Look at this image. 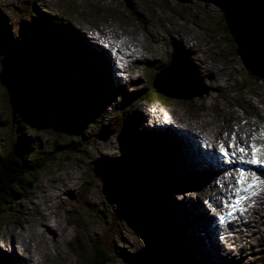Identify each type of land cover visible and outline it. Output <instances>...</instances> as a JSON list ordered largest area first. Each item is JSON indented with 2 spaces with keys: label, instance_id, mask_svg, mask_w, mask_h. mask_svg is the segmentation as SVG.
Here are the masks:
<instances>
[{
  "label": "rangeland",
  "instance_id": "obj_1",
  "mask_svg": "<svg viewBox=\"0 0 264 264\" xmlns=\"http://www.w3.org/2000/svg\"><path fill=\"white\" fill-rule=\"evenodd\" d=\"M220 1L0 0V34L8 32L9 40L14 42L13 47L16 48L18 47L16 43L22 44L23 36H28L35 29L39 36L43 35L45 38L52 30L48 36L49 41L53 38L57 43H67L68 40L76 37L78 41L84 43V39H89L86 26L100 31L107 39L115 38L112 32L115 29L122 28L128 33L136 34L138 32L133 30L134 26L138 31L146 27L150 33H153V30L160 32L154 31L146 43L150 44L156 54L154 58L159 61L162 68L182 60L202 78V84L205 86L203 91L200 90L202 92L197 91V93L192 90L197 94L187 93L194 96L183 95V91L177 93L169 91L170 95L161 101L175 109H172L173 112L196 116L198 110L200 114H206L205 112L209 109L211 113H223V116L225 114L229 116L236 111L238 114L247 116L248 120L258 119L257 115L264 116V78L251 75L245 68L241 57L236 52L237 45L232 35L227 27L224 28L226 24ZM141 15L145 16L144 19ZM27 19L29 21H26ZM50 19L64 24L63 28L54 29V26L50 25ZM119 23L122 24L119 25ZM170 24L186 33L183 39L185 43L180 42V47L188 58H184L186 60L182 58L174 60L175 55L169 50L170 42L161 38L165 35V31L168 37L172 34ZM76 26L83 27L86 31L81 33L82 29H77ZM120 33L122 34V31ZM2 38L5 41V37ZM60 38L63 40L59 41ZM156 40L160 43L158 48H156ZM57 43L48 44L55 47L57 49L55 52L59 53L66 45L64 44L63 47ZM5 44L3 46L5 48H0V56L7 52L8 43ZM190 46L200 47L201 51L194 52L192 49V53L189 50ZM67 49L69 52L65 57L68 65L63 62L65 59L63 51L60 52V56L55 53L57 58L51 57L49 61L47 60V66L48 63L52 66V68L49 67L53 74L52 79L57 78L62 83H69L73 79L82 80L81 77H84L88 80V77H91L92 80L89 83L86 80L89 85L85 89V94L93 95L91 101L93 99L97 103L95 109H86L84 105H81L83 103L80 104L75 99L59 106L48 104L49 101L42 99L37 106L13 109L7 90L0 83V155H5L10 149L19 146L25 151L33 152L32 156L37 153L36 158L42 160L40 162L42 167L37 171L33 186L20 194L11 207L0 206V253L5 255L2 238H8L2 234L17 233L19 226L33 224L36 216L31 215V208L39 204L45 206L47 198L44 196L45 193L54 196V190L57 188L63 190L61 194H57V197L61 196L58 201L61 206L55 205L53 210L60 216L61 230L66 233L65 236L63 233L58 240L66 241L62 242L60 247L56 246L60 257L44 256L37 260L38 263L48 260V264L51 262L94 264L86 257L85 250L93 246L100 247L110 257L107 264H141L140 260H145V257L148 264L162 262L164 260L158 247L159 241L155 227L151 223L157 206L146 198H142L140 189V185L146 181L145 168L150 165L151 160L137 151L140 149L139 141L144 142L145 146L153 139L147 142L141 139L142 137L137 139V135H132V143L126 132L131 124L129 119H131L132 111L136 109V114L133 113V115L140 120V108H145L143 104L152 105L155 94L150 84L162 69H156L153 72L142 69L143 66L151 64L148 61L150 54L146 50L144 51L145 59L137 62L138 73L145 74V77L138 76L140 80L131 81L133 88L115 90L117 85L112 83L103 92L98 84L101 85L105 71L103 73L101 70L96 77L97 68L90 70L89 66L81 65L86 70L81 69L79 72L81 62L85 64L83 59H79L84 52L77 57L81 52L80 49L77 47L74 51L70 47ZM201 57L205 59L201 60ZM206 59L214 62L211 63V68L205 67ZM59 61L63 62V65ZM165 74L171 76L169 72ZM139 86L144 88L139 90ZM258 90L261 91L260 94L257 93ZM130 95L134 98L138 96V99L141 96V99L136 100L138 103L135 101V105H130L133 101ZM203 95L207 96L200 101L196 98ZM155 96V99H158L157 95ZM161 108L163 112H167L166 108ZM149 110L152 111L146 114L144 119L154 115L153 108ZM238 114L235 116H242ZM221 123L224 124L225 119H221ZM137 126L134 128V134L137 129L143 131L140 125ZM231 128L238 129L235 123H232ZM143 134L144 137L145 131ZM126 135L129 142L133 144L131 148V144H126ZM175 150L176 155L180 156L181 151L178 152L177 147ZM177 156V166L173 161L177 175L181 178L180 173L188 171L199 179V183L194 185L196 189L192 188L194 191L186 190L188 186H183L185 193L203 194V190L210 186L208 182L211 180L208 178L207 182L202 179L199 171L196 174L195 170L182 169ZM134 157L138 159L137 162ZM158 171H161L160 168ZM179 177L174 176L173 180L180 182ZM72 180L76 183H71ZM69 188L72 189V193L62 196ZM171 189L175 190L176 187L171 186L167 192L164 189L162 193L169 198L175 208L171 212L178 224H174L173 233L179 243L184 242L183 235L186 239L192 240L189 244L190 249L194 250L196 259L205 264V260L195 252L193 238L187 234V226L190 224L184 214L179 211L181 206L175 203V199L181 201L183 196L184 204L188 205V201L192 203L194 200L192 193L183 195L179 191L175 193L176 190L171 192ZM196 202L202 203V201ZM37 215H41L40 209ZM44 217L47 218L48 213L44 214ZM257 217L260 218L259 223L255 220L252 224V230L248 231V241L242 252H239V257L234 259L232 255L229 258L232 264H261V260L264 259V204ZM39 218H42V215ZM70 219L73 220L70 221ZM46 224L42 226L43 229L47 226ZM13 237L14 239H7L8 245L17 250L16 244L20 245L21 239L17 235ZM15 239L16 244H13ZM62 246L64 248L66 246L69 253L64 251ZM186 246L189 258L199 264L192 257L188 245Z\"/></svg>",
  "mask_w": 264,
  "mask_h": 264
},
{
  "label": "bare ground",
  "instance_id": "obj_2",
  "mask_svg": "<svg viewBox=\"0 0 264 264\" xmlns=\"http://www.w3.org/2000/svg\"><path fill=\"white\" fill-rule=\"evenodd\" d=\"M141 16H142V19H144L145 16L143 15ZM120 24L122 23H119V25ZM76 27L77 29L83 28L79 26H76ZM134 27L136 28V26ZM170 27L172 30V34L168 37L167 32L165 31V35L163 37L161 36L160 37L163 40H168L170 42L169 50L175 55L174 60L180 59V58L188 59L186 55L183 53V49L180 47V42L181 41L184 42L183 39L185 38L186 33L177 30V28L174 25L170 24ZM86 28L91 29L90 26H86ZM135 28H133V30L138 32L136 34L128 33L126 29H122V28H120L122 31V34L120 33L121 32L120 29L112 30L113 35H115L114 36L115 38L113 39V41L117 42V44L119 45H122L126 51L132 52L135 54H141L142 51L148 50L150 54V56H148L149 58L148 61H150L151 64L149 65L147 64L146 66H143L142 69H145V70L149 69L152 72L155 71L156 69L158 70L162 69L157 74V78L154 79L156 83L158 81L159 85L162 88L166 89L167 91H172L174 93L183 91V95H188V96H194V94H187L188 92H191V93H195L197 91L200 92V90L205 88L204 85L199 87V86H196L190 83L189 82L190 80L184 78L183 76H181V74L176 73V71H174V73H170L172 77L169 75H166L163 69L165 66L162 68L159 61L154 58L156 54L151 49L150 44L146 43V41L148 40V37L151 36L155 30H153V33H150V31L146 27H142L140 31H138ZM156 32L158 31H155V33ZM156 42H157L156 48H158L160 43L158 40H156ZM184 48L186 49V47ZM192 49H194V52L201 51L200 47H197V46H194V47L190 46L189 50L193 53ZM62 51L64 50L61 49L60 52ZM60 52L58 53V56L61 55ZM159 54L160 53L158 52V55ZM141 55L143 58L144 54H141ZM109 57H110V54L105 51L98 52V51L89 49V52L87 51L83 53V55L79 58V59H83L82 61H85V64L81 62L80 65L89 66L90 70L97 68L98 73L96 77H98V74L101 70L106 69L109 75H111L110 81L113 82L115 81V79L118 78L117 73H116L117 66H115V74H114V71L112 69L113 61L109 59ZM203 59L205 58L201 57V60ZM63 62L65 61L63 60ZM63 62L61 63L59 61V63H61L62 65H63ZM136 62L138 61L128 64L125 70V72L127 73H131V71L137 70L136 74L133 76V79H131V81L140 80L138 76H143V77L146 76L145 74L141 75L138 73L139 69H138V65ZM179 62L185 63L182 60H180ZM65 63L68 65L67 62ZM204 63H206V66H205L206 68H211L212 67L211 63H214V62H209L206 59ZM82 66H80L79 72L81 71V69L86 70ZM72 74L73 76H75L74 73ZM114 84L118 85V80L116 83L114 82ZM143 88L144 87L139 86L138 89L141 90ZM115 90H121V89L116 88ZM192 90H195V92H193ZM206 96L207 95H203V96H199L196 98H198L200 101L202 100L203 97H206ZM130 97L133 98V101H131L130 105H135L134 102L136 100L139 101L141 99L140 98L141 96L139 97V99H138V96L134 98L130 95ZM156 100H159V99H156ZM161 100H165V99H160L159 101L152 104L153 106L150 103L143 104L145 105V108H140V114H139L140 120H137L136 117L133 115V113L136 114L135 112L136 109L132 111V114L130 116L131 119H129L131 124H129L126 130L129 140L133 143L132 138L134 135H137V137H142L141 139L147 142L149 141V139L150 140L153 139V141L151 140L152 142L150 141L152 145H156L157 143H160V142L162 143L163 141L166 142L168 149H169L168 154L171 158L170 160L171 163H169L170 164L169 166H171V169L168 168L167 165L166 166H167L168 173L170 174V176H172L166 188V192L171 186H174L176 187L175 193H177L178 191L183 193V195L192 193V197L194 198L192 203L188 201L189 202L188 205L186 203L184 204V196L182 197L181 201H178L179 199H177L176 201L175 199V203L178 206H181V209L179 211L184 214V216L187 218L190 224L189 226H187V234L193 238V241L195 243V252L198 253L199 256L205 260L204 261L205 264H232V262L229 259V254H226L221 249L220 245L214 239L218 238L219 235L223 233L227 235L230 234L234 230V228L232 227L229 229H221L217 225V222L214 220V217L215 218L217 217L215 213L220 212L221 206H219V208H217V210L213 213L210 211V208L212 206H216V204H213L211 205V207H209L207 201L215 203L218 200H220L222 203V197L226 196V193L229 192L228 189H230L231 179L234 177V173L232 169L226 168L227 166L223 164V162H219L223 166V169H220L216 172L212 171V167L214 165H212L211 159L213 158L214 160H217V154L219 152V149L222 143L225 148L228 147L226 142L228 140H233V135H230V134H235L237 141L241 144L239 148L243 146L247 150V148L253 144H255L256 146L262 145L264 147V139L261 138L260 136V134L264 133V116L257 115V117H259L258 119L254 118V119L248 120L249 118L247 116L238 114L236 111H233L232 114H230L229 116H227V114L223 116V113L214 114L208 111L209 109L205 112L206 114H200V111L198 110L197 111L198 114H196V116H193L192 114L189 115L183 112L178 114L177 112H173V110L175 109L170 108L165 103H163ZM151 107L153 108L154 115L152 117L148 116L147 118H145L146 119L145 120L144 116L146 114H150L152 110H149V109H151ZM161 107L166 108L167 112H163ZM235 114L242 115V116H235ZM141 119H143V123H141ZM221 119L223 120L225 119L224 124L221 123ZM148 120H150V122H148ZM144 122L146 126L144 125ZM231 122L235 123L239 130L232 129ZM137 123H138V126H137ZM166 124L168 126L165 127L164 129L165 131L164 130L159 131L157 129L155 130L153 129L155 125L159 129H161V128H164V125ZM131 125L132 127H130ZM139 125L142 127L143 131H145L146 135L144 137L142 136L144 135L143 131L141 132L139 129H137L138 132L135 129L136 134L133 133L134 128H136V126L139 127ZM161 133H163L164 135H162ZM127 135H126V140H127L126 144L128 145L131 144L130 146L131 148L133 144L129 142ZM203 137H205L211 143L212 146H214L216 143L217 144L219 143V144L216 147H213V149L208 148L207 150H202L199 146V142L201 141ZM253 137L255 138L253 139ZM139 143L141 144H140V149L137 150L138 153L144 150V145H143L144 142L142 143L139 141ZM176 147H177L178 152L181 151L180 156L176 155L177 154L175 150ZM212 150H214V152ZM236 150L239 151V149H236ZM176 156H177V160L179 161L180 167L182 166L181 167L182 169L195 170L196 174H198V171H199L201 173V175L200 173L199 175L202 176V179L206 180L207 182H208V178L212 177V181L208 182L210 186L203 190L204 191L203 194L199 193V194L193 195L195 192L185 193L186 190L194 191L196 189L194 185L195 183H199V179L196 176H194V174H191L188 171H182V173H180L181 175V178H180L174 169V166L175 165L177 166ZM153 159H156V158L150 159L151 163L150 165H148V167L145 168V171H151V169H153V165H154ZM261 160H264V155L262 156ZM173 161L175 162V165ZM227 169L230 171H228ZM255 174H257L264 182V170H258V172ZM174 176L179 177L180 182H176L175 180H173ZM181 181H182V185L179 186V183H181ZM71 183L75 184L76 182L75 180H72ZM183 186H188V189L183 190ZM193 187H194V190H192ZM175 190L171 189L170 191L172 192ZM62 191L63 190L55 188L54 196L52 194L45 193L46 195L44 196L47 197L45 201V206H41L39 204V205H34V207L31 208V215L34 217L36 216L35 217L36 220L34 221L33 224L19 226L17 228V230H19L17 233L11 231L12 233L8 232L9 234L7 233L2 234L3 236H8V238L7 237L2 238V242H3L2 245L5 246L6 253L5 255L0 253V264L1 263L2 264H41V263L48 264V260L46 262L43 261L40 263H38L37 260L41 257L50 256V255L52 256L54 255L55 257H60L57 254L56 246L60 247L61 244H63L66 240L64 241H62V239L58 240V238L64 232L61 230V225L59 222L60 216L56 214L53 208L55 205L61 206V204H59L58 202L61 196L57 197V194H61ZM231 191L234 192V190L232 189ZM71 193H72V189L69 188V190H65V193L62 194V196H66ZM205 194L207 195L204 196ZM48 199H51V200H48ZM196 201H202V203H199ZM169 203L172 209L175 210L172 202L169 201ZM39 209H40L42 218H39L41 217V215H37V212H39ZM46 213H48L47 218L44 217V214ZM258 219L260 218L257 217L253 219V222H255L256 220L257 223H259ZM72 220L73 219H70V221ZM172 220L174 222L173 224L175 223L178 224V221L176 217L174 216V214H172ZM45 224L47 226H45V229H43L42 226H44ZM31 227H33V229H31ZM251 228H252V223L251 224L243 223L242 225L238 226L239 232L246 233V234H242L239 237L240 243L239 245H237L238 252H242L243 248L245 247V244L247 243V240H248L247 238L248 233H249L248 231L252 230ZM46 231H48V233ZM153 232L155 235V231ZM14 235L19 236L21 239L20 245L16 244V239L14 241L15 243L13 242V244L17 245L18 247L17 250L16 248L14 249L10 245H8V242H9L8 240L11 238L14 239L13 237ZM65 235L66 233H64V236ZM183 238L185 239L184 242L179 239L182 242V243L180 242L181 248L187 253L186 245H188V248L191 252L192 257L195 260H197L194 255V250L190 249L189 247V244L192 243V240L186 239L184 235H183ZM230 246H231V249L235 248V246L233 245H230ZM66 248H67L66 246L65 248L63 247L64 251L69 253L66 250ZM159 250L161 251V254L163 257V251L161 249ZM253 252H255V250H253ZM189 260H190L189 262L190 264H197L194 260H191L190 258ZM262 261H264V259L261 260V262ZM197 262L199 264H202L201 261L197 260ZM51 264H59V263L51 262Z\"/></svg>",
  "mask_w": 264,
  "mask_h": 264
},
{
  "label": "trees",
  "instance_id": "obj_3",
  "mask_svg": "<svg viewBox=\"0 0 264 264\" xmlns=\"http://www.w3.org/2000/svg\"><path fill=\"white\" fill-rule=\"evenodd\" d=\"M26 21H29V19ZM53 21V19H50V25L54 26V29L60 28L59 26L63 27L64 25L60 22ZM224 28L226 29L225 25ZM50 33H52V30L47 36L45 35V38L43 35L39 36L38 31L35 29L28 34V36H23L22 44L16 43V45L18 47L22 46L30 49L42 61V63H45L47 60L49 61L51 57L55 58L58 54V51L55 52L57 49L48 44L57 43V41L55 42L53 38L52 41L48 40L50 38L48 37L50 36ZM8 36V32L0 34V48H5L3 47L6 45L5 43H8V48L13 47L14 42L9 40ZM2 37H5V41H3ZM57 44L60 45V43ZM65 48L66 50L63 52L66 55L68 49L66 46ZM55 53H57L56 56ZM64 61L67 62L66 59H64ZM49 78V81L53 84L52 87L54 88V92L49 93L47 97L53 100V103L65 102L68 99H75L76 102H79L80 104L83 103L81 105H84L86 109H95L97 107V103H95L93 99L91 101V97L84 93V90L88 86H86L85 79L82 77V80H77L73 79V76L71 75L73 80L69 83H62L57 78L53 80L51 76H49ZM257 93L260 94L261 91L258 90ZM154 94L160 98H166L163 95L156 93L155 90ZM168 151L169 149L167 144L160 142L156 145H145L144 150L139 152L144 154L145 158H156L153 159V169L148 172H153L159 168L163 172L155 171V174L148 173L146 181L140 185L141 197L146 198L149 202H152L157 206L156 213L152 217L151 223L155 227L154 230L156 231V236L159 241L158 247H160L159 249L163 251L162 258L164 261L162 262H171L172 264H190L188 254L181 248L177 237L173 233L174 222L172 220V207L169 203L170 200L167 196H164V193H162L164 189L166 191L169 183L165 182L168 178L169 180L171 179V176L167 171V166L171 169V166H169L171 158ZM8 152L9 153H6L5 155H0V206H3L4 208L8 206L11 207L15 199L20 194H23L26 190L33 186L34 180L37 177V171L42 167V163H40L42 162L41 158H36L37 153L34 154L35 156H32L33 152L25 151L19 146L10 149ZM142 154L141 157H143ZM135 159L137 162L138 159ZM85 250L87 254L86 257H88V260L94 264H107L110 261V257L98 246H93L89 249L85 248ZM140 263L148 264L146 257L145 260L141 259ZM261 264H264V261H262Z\"/></svg>",
  "mask_w": 264,
  "mask_h": 264
},
{
  "label": "water",
  "instance_id": "obj_4",
  "mask_svg": "<svg viewBox=\"0 0 264 264\" xmlns=\"http://www.w3.org/2000/svg\"><path fill=\"white\" fill-rule=\"evenodd\" d=\"M220 7L226 27L237 45L236 52L245 68L251 74L264 78V0H221ZM50 66V63L47 66V61L42 63L26 47L8 48L7 52L0 56V83L6 88L13 109L37 106L42 99L49 101L48 104L58 106L71 101L68 99L65 102L53 103V100L47 97L49 93L54 92L53 84L49 81V76H53ZM164 71H176L190 80V83L199 87L203 85L202 78L183 62H173L164 68ZM153 85L158 92L170 95L171 92L162 88L158 81H154ZM155 171L159 172L146 171V175L155 174ZM168 182L169 178L165 183ZM158 263L163 264L161 261Z\"/></svg>",
  "mask_w": 264,
  "mask_h": 264
},
{
  "label": "snow or ice",
  "instance_id": "obj_5",
  "mask_svg": "<svg viewBox=\"0 0 264 264\" xmlns=\"http://www.w3.org/2000/svg\"><path fill=\"white\" fill-rule=\"evenodd\" d=\"M255 137H253L254 139ZM236 137H235V134H233V140H235ZM233 145L232 144H229L228 145V148H232ZM251 148L253 150V155H252V158L250 160H248L247 162L250 163V164H255V165H258V166H262L264 167V160H261L258 158V156L256 155L259 151H260V148H258L255 144L251 145ZM219 151L224 155V156H228L229 155V152H228V149L224 147L223 143L221 144L220 146V149ZM239 152L241 153H245L246 152V149L245 147L241 146L239 148ZM233 156L236 155L235 152L231 153ZM241 159H244V157H240ZM240 171V176L239 178L236 180V184L237 185H240V186H243L244 185V180H245V176H246V170L244 169H241L239 170ZM253 176H254V179L252 181L251 184H249L247 187L248 188H251L253 187L254 185H256L257 183H259V179L258 178H255V173H253ZM241 190H245L247 191V188H243V187H238V188H235L234 191L236 192H239ZM252 195H254L255 193H251ZM244 199V197H240L237 201H236V205L234 206H238L240 204V201ZM226 207L229 206V205H225ZM233 206V207H234Z\"/></svg>",
  "mask_w": 264,
  "mask_h": 264
}]
</instances>
